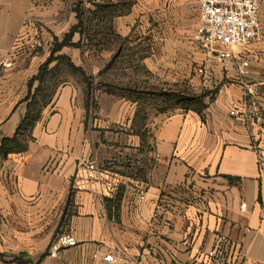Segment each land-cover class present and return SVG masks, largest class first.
Here are the masks:
<instances>
[{"label":"crops","instance_id":"1","mask_svg":"<svg viewBox=\"0 0 264 264\" xmlns=\"http://www.w3.org/2000/svg\"><path fill=\"white\" fill-rule=\"evenodd\" d=\"M151 3L170 36L189 44L171 68L187 73L189 60H204L207 84H221L201 113L148 108L144 116L123 99L94 117L74 82L43 97L45 85L29 82L60 36L63 3L0 0V61H13L0 69V145L15 135L35 95L38 116L27 149L0 154V264H103L95 253L122 257L116 264H213L207 254L221 237L234 264H264V168L251 137L252 125L264 132V1L262 34L241 49L250 63L243 80L237 64L225 70L196 47L197 0ZM65 48L60 53L68 55ZM91 162L121 176L114 196L95 182L74 188L77 173L87 174L80 163ZM63 234L78 244L51 255Z\"/></svg>","mask_w":264,"mask_h":264},{"label":"rangeland","instance_id":"2","mask_svg":"<svg viewBox=\"0 0 264 264\" xmlns=\"http://www.w3.org/2000/svg\"><path fill=\"white\" fill-rule=\"evenodd\" d=\"M60 1L63 3L58 13L60 36L54 43L63 40L72 27L73 17L75 24L78 22V11H83L87 18L84 32H77L74 44L65 48L83 72L69 66L66 58L54 61L60 68L47 78L49 93L74 82L85 96L90 93L87 108L94 117L101 111L112 110V106L123 99L137 102L136 107L145 116L148 108L156 113L173 111L186 98L207 94L204 101L208 103L217 95L221 84H207L209 77L196 72L198 61L189 60L187 73L171 68V63L179 60L178 51L185 50L189 44L170 36L171 25L156 16L158 9L149 6L153 0ZM227 80L225 76L223 81ZM261 123L259 126L264 128ZM251 137L256 144L264 142V132L255 130V125L251 126Z\"/></svg>","mask_w":264,"mask_h":264},{"label":"built area","instance_id":"3","mask_svg":"<svg viewBox=\"0 0 264 264\" xmlns=\"http://www.w3.org/2000/svg\"><path fill=\"white\" fill-rule=\"evenodd\" d=\"M264 0H197L200 23L194 33L193 41L196 47L208 55L207 62L213 57L223 69L237 64L238 77L242 80L249 76L250 63L242 56V51L251 41L258 39L261 34L259 17L260 5ZM36 46H42V41H35ZM13 67V61L6 58L0 61V69ZM196 72L208 76V65L203 60L196 65ZM240 111L232 110L231 115L239 117ZM259 165L264 168V148L256 144ZM79 169H85L87 174L77 173L74 188L83 190L86 182H95L106 197L114 196L122 186V178L112 170L104 169L97 163H80ZM140 196L145 194L140 191ZM246 204H242L245 209ZM226 238L221 237L217 245L208 252L213 264H234L227 256ZM75 237L69 234L59 236L50 246L49 253L58 255L64 247L76 246ZM94 258L103 264H116L122 257L114 253L94 254ZM187 264H208L189 262Z\"/></svg>","mask_w":264,"mask_h":264},{"label":"trees","instance_id":"4","mask_svg":"<svg viewBox=\"0 0 264 264\" xmlns=\"http://www.w3.org/2000/svg\"><path fill=\"white\" fill-rule=\"evenodd\" d=\"M77 12V11H76ZM96 14V12H95ZM76 18L78 22L73 25L70 29V31L65 35L63 40L56 41L54 43L52 52L48 60L42 65L40 72L37 76H35L30 82L29 86L31 87L35 80H39L41 84L45 85V88H43L41 95L44 97L47 96V90L50 88V81L47 80L48 76H54V73L56 74L57 71H59V63H56L55 66L52 69H49L50 64L54 61H58V59L66 58L68 59V65L72 68H77L78 70L83 72V69L81 67H77L75 63L71 60L70 56L60 53L63 48L67 46L73 45V37L77 32H84V23L86 21L84 17V12H77ZM52 79V78H51ZM40 92V90H39ZM206 95H200L198 97H191L184 99L183 104H180L178 107H181L186 110H194L198 113H201L205 108H207L208 104L206 101H204V97ZM87 100L90 98V93L87 92L86 94ZM28 113L26 115L25 120L23 123L18 127L15 135L10 138H5L1 145H0V154L3 156H8L10 153L14 152H22L27 149L29 140L31 139V132L32 128L37 120L36 115V108H37V101H36V95L33 98V101L29 103L28 105ZM48 253L46 252L44 256H46Z\"/></svg>","mask_w":264,"mask_h":264}]
</instances>
